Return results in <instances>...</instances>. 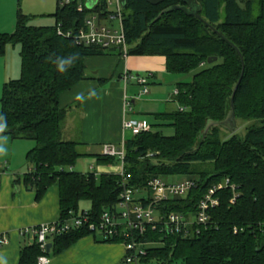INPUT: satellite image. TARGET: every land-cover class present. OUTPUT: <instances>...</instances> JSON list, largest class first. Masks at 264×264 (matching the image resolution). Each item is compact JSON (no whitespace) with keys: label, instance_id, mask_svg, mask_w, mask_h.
I'll use <instances>...</instances> for the list:
<instances>
[{"label":"trees","instance_id":"trees-1","mask_svg":"<svg viewBox=\"0 0 264 264\" xmlns=\"http://www.w3.org/2000/svg\"><path fill=\"white\" fill-rule=\"evenodd\" d=\"M197 1L203 21L181 11L157 19L164 10L179 5V0L157 6L126 0L122 7L127 56H163L171 74L195 71L189 83L177 86L174 101L180 108L154 115L159 123L156 127H171L173 135L149 129L126 140L124 169L129 186L140 191L150 179L169 176L196 184L184 199L161 204L158 211L164 214L194 213L208 189L225 180L235 187L237 197L232 204L229 187L218 192L219 204L210 211L211 226L199 227L198 234L183 237L148 229L144 240L156 246L144 248L147 253L140 264L174 260L182 264H264V0ZM77 4L61 6L58 2L51 27L32 26L30 18L18 13L14 32L0 34V57L7 45H19L21 60L19 79L3 86L0 136L35 144L26 154L33 172L24 176L25 183L33 185L37 198L50 185L58 187L59 222L68 220L70 213L77 214L79 202L87 201L90 209L81 213L98 223L103 212L117 207L119 177L67 170L87 155L77 150L80 143L62 139L66 109L59 100L86 79V58L110 54L123 58L118 52L84 47L57 34L58 25L63 33L78 30L87 13L99 10V0L82 13L76 11ZM214 57L217 60L207 64ZM239 80L234 98L236 120L242 123L239 131L229 134L212 128L200 137L208 120L225 119ZM89 157L97 166L118 165L116 158L102 154ZM97 235L103 242L122 245L120 238H106L84 225L52 238L48 254L35 243L24 247L17 264H37L39 256L58 255L79 239Z\"/></svg>","mask_w":264,"mask_h":264},{"label":"crops","instance_id":"crops-1","mask_svg":"<svg viewBox=\"0 0 264 264\" xmlns=\"http://www.w3.org/2000/svg\"><path fill=\"white\" fill-rule=\"evenodd\" d=\"M85 67L86 79L62 94L59 103L66 109L62 139L80 143L89 157L94 155L95 148L101 155L104 144L120 145L126 141L123 123L132 116L137 98L130 91V83L134 80L128 59L120 60L116 54L92 56L85 59ZM124 71L130 74L131 80H123ZM176 92L177 89L172 96ZM172 96L170 100L174 101ZM125 102L130 103V112L125 109ZM177 109H165L154 115ZM34 145L31 141L22 144L19 157H24L20 161L15 159V165L10 157L7 160L0 158V237L7 240L6 245L0 246V264H17L20 251L33 243L32 238L21 235L23 230L58 219V187L50 185L37 198L33 185L25 183L24 176L33 172V166L26 162V154ZM98 171L100 174H116L118 168L113 172L111 166L99 165ZM123 256L121 244L103 242L102 236L97 235L83 237L48 259L49 264H123Z\"/></svg>","mask_w":264,"mask_h":264},{"label":"built area","instance_id":"built-area-1","mask_svg":"<svg viewBox=\"0 0 264 264\" xmlns=\"http://www.w3.org/2000/svg\"><path fill=\"white\" fill-rule=\"evenodd\" d=\"M78 1L76 11L82 13L86 10V0H60V4L69 5ZM116 15H104L92 18H85L83 27L78 30L64 32L61 25L57 27V34L66 38L73 39L78 45L84 47H96L105 52L115 51L121 54L125 60L127 58L128 47L122 23V6L120 0H116ZM118 19L119 28L113 29L102 25L99 20ZM124 81H129L130 75L127 71L122 74ZM132 78V77H131ZM136 83L141 90L138 97L147 94V80L136 78ZM177 93V92H176ZM125 109L130 112L131 105L125 102ZM124 131H129L132 136L148 131L149 127L145 122L136 120H127L123 123ZM102 155L106 157L116 158L118 160V171L116 175L119 177V202L113 211H105L102 213L98 223L92 222V219L86 212L73 214L64 222H55L49 224H41L39 226L25 229L21 235L32 238L33 243L37 244L42 252H46L45 246L51 243V239L60 236L72 228L88 226L89 230L98 231L106 238L118 237L122 240L124 248L123 264H140L141 257L146 255L144 248L156 246L154 241H145V235L148 229H159L167 235H180L189 237L194 233L198 234L199 227L211 226L210 211L219 204L218 192L225 188L233 191L231 203L236 200L235 187L229 185V181L225 180L212 188H209L206 194L199 200L196 211L191 214L180 213H161L159 206L167 202L169 199H184L192 190L196 188V184L191 180H181L176 183H166L161 179L154 178L147 182V186L143 190H136L129 186V175L125 172V148L124 142L120 145L104 144L102 146ZM149 195L147 196V194ZM145 197H144V196ZM145 199L146 204L140 200ZM156 213V217H155ZM5 237H0V246L6 245ZM46 256H39L37 264H49Z\"/></svg>","mask_w":264,"mask_h":264},{"label":"rangeland","instance_id":"rangeland-1","mask_svg":"<svg viewBox=\"0 0 264 264\" xmlns=\"http://www.w3.org/2000/svg\"><path fill=\"white\" fill-rule=\"evenodd\" d=\"M58 2L60 3L58 0H0V34L11 35L14 32L18 13L30 18V24L32 26H55L56 20L53 15L56 12ZM116 13V0H99V10L94 13H87L86 17L92 18L94 16L98 19L100 16L116 15ZM99 21L102 25H105L109 28H119V22L117 18L112 21L103 19ZM126 59H128L129 68L131 69V76L134 80L130 83V91L132 95L137 98V103L133 106V114L132 116L128 117V120L133 118L136 121H145L147 122L146 124L149 128L151 127L153 130L161 131L165 136L173 135V129L171 127H156V125L159 123L155 122L154 114L165 111V109L172 110V108H180L178 102L171 101L170 98L179 84H186L192 80V75L195 73V71L187 74L168 73L165 67V58L163 56H127ZM20 72V46L7 45L4 55L0 57V109L4 84L19 79ZM137 77L147 80V94L142 97H138L141 88L135 81ZM172 97L176 98L175 95ZM183 109L188 110V108L185 107ZM241 125V121L238 120V126ZM240 131L243 132L241 127ZM224 133L227 134L226 131L221 132V134ZM132 137L133 136L130 134V132H125L126 140H129ZM28 142L24 141L23 143L22 141H11L5 136H0V158H5L7 160L10 157L12 158V164L15 165V159L19 160L24 157L23 155H21V158L19 157V153L22 152V144H26ZM77 150L80 153H85L84 148L81 146H79ZM93 153L99 154V149L95 148ZM111 167L112 170H114L113 172H115V169L118 168V165L114 164ZM67 170L82 174H97L98 172V175L100 176L96 162L88 156L81 157L75 162L74 165L67 167ZM181 180L182 178L177 176L163 178V181L166 183H176ZM89 209V202H79V213ZM151 264L157 263L152 261ZM168 264H182V262L180 260H174Z\"/></svg>","mask_w":264,"mask_h":264},{"label":"water","instance_id":"water-1","mask_svg":"<svg viewBox=\"0 0 264 264\" xmlns=\"http://www.w3.org/2000/svg\"><path fill=\"white\" fill-rule=\"evenodd\" d=\"M145 2H147L148 4L152 5V6H157L163 2H165L166 0H144ZM180 3L182 5H177L174 7H170L166 10H164L157 19H159L161 17L162 14L167 13V12H171V11H181L183 12L185 15L187 16H193L197 19L202 20L199 17V13L201 11V6L198 3L197 0H179ZM98 3V0H86V8L87 9H92L96 4ZM121 6L124 7L126 0H120ZM203 21V20H202ZM210 29L213 30L212 27H210L209 25H207ZM217 60L216 57L214 58H208L207 60V64H211L213 62H215ZM241 80V78H240ZM240 80L238 81L237 85L235 86L231 99H230V107H229V111L226 114V117L224 120L222 121H212V120H208L205 124V128L202 132V134L200 135V137L202 136H206L210 130L212 128H221L226 130L229 134H234L238 131L239 126H238V122L236 120V116H235V111H234V98H235V94L237 91V87L240 83ZM52 247L51 243H48L45 246V250L46 253L48 254L50 252V249Z\"/></svg>","mask_w":264,"mask_h":264},{"label":"flooded vegetation","instance_id":"flooded-vegetation-1","mask_svg":"<svg viewBox=\"0 0 264 264\" xmlns=\"http://www.w3.org/2000/svg\"><path fill=\"white\" fill-rule=\"evenodd\" d=\"M180 2V1H179ZM179 5H182L181 3Z\"/></svg>","mask_w":264,"mask_h":264}]
</instances>
